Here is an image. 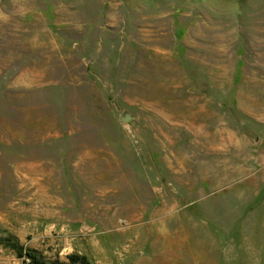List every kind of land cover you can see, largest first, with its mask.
Masks as SVG:
<instances>
[{"label":"rangeland","instance_id":"374dc122","mask_svg":"<svg viewBox=\"0 0 264 264\" xmlns=\"http://www.w3.org/2000/svg\"><path fill=\"white\" fill-rule=\"evenodd\" d=\"M124 232L264 264V0H0V237L126 264Z\"/></svg>","mask_w":264,"mask_h":264},{"label":"crops","instance_id":"0c3cea01","mask_svg":"<svg viewBox=\"0 0 264 264\" xmlns=\"http://www.w3.org/2000/svg\"><path fill=\"white\" fill-rule=\"evenodd\" d=\"M142 226V225H138ZM157 226V225H155ZM160 230H163L162 225H160ZM156 229H158L156 227ZM62 230V229H61ZM128 233L124 232V236H126ZM160 236H162V233H159ZM66 236H68L67 233H65ZM64 235V236H65ZM111 236V233L109 234ZM98 239H102V236L98 237ZM125 239V246H124V259L126 260V264H161V261L159 260L160 257L158 255L159 248L157 245H147L145 238L142 237V235H136L133 239L131 234H128ZM148 246V247H147ZM99 247V254L103 252L102 249ZM147 251V252H146ZM110 251L109 253H111ZM146 252V253H145ZM96 259V257L94 258ZM191 260L194 261L195 264H206L205 262L202 263L197 258H191ZM100 261V260H99ZM96 263H98L97 260H95ZM166 264H192L190 263V258H188L185 255H180L179 257H169V259L165 260Z\"/></svg>","mask_w":264,"mask_h":264},{"label":"trees","instance_id":"16d2710c","mask_svg":"<svg viewBox=\"0 0 264 264\" xmlns=\"http://www.w3.org/2000/svg\"><path fill=\"white\" fill-rule=\"evenodd\" d=\"M0 245L10 247L17 256L23 257L27 256L33 264H67L65 262H60L59 260H54L52 262H46L42 260L40 255H37L34 250L24 248L14 236L0 237ZM84 256H79L77 254H71L67 256L69 264H83L86 262Z\"/></svg>","mask_w":264,"mask_h":264}]
</instances>
